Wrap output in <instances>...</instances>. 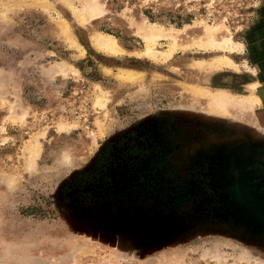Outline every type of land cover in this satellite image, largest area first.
Wrapping results in <instances>:
<instances>
[{
  "label": "rangeland",
  "instance_id": "rangeland-1",
  "mask_svg": "<svg viewBox=\"0 0 264 264\" xmlns=\"http://www.w3.org/2000/svg\"><path fill=\"white\" fill-rule=\"evenodd\" d=\"M82 1L0 0V264H264V139L243 115L264 0ZM214 30L234 49L205 46ZM129 137L158 179L119 172L125 198L86 202L75 179Z\"/></svg>",
  "mask_w": 264,
  "mask_h": 264
},
{
  "label": "trees",
  "instance_id": "trees-1",
  "mask_svg": "<svg viewBox=\"0 0 264 264\" xmlns=\"http://www.w3.org/2000/svg\"><path fill=\"white\" fill-rule=\"evenodd\" d=\"M110 144L96 159L94 165L87 171L79 174L75 179V185L82 190L81 196L90 203H99L108 197L125 198V195L114 194L113 183L118 178L119 172L128 175L137 172V182L144 183V189H149L153 181L158 179L159 164H154V168L144 170L150 176L144 177L140 169V161L145 158L149 150L144 144H138L133 137L119 139L116 143ZM110 188L106 192V188ZM140 192L139 197L143 196ZM181 198L178 199V201Z\"/></svg>",
  "mask_w": 264,
  "mask_h": 264
},
{
  "label": "bare ground",
  "instance_id": "bare-ground-1",
  "mask_svg": "<svg viewBox=\"0 0 264 264\" xmlns=\"http://www.w3.org/2000/svg\"><path fill=\"white\" fill-rule=\"evenodd\" d=\"M63 1V0H62ZM82 1V0H81ZM85 1H87V0H85ZM85 1L83 2L84 4H87L88 2H86L85 3ZM64 2L66 3H68L69 2V0H64ZM83 4V5H84ZM92 9V7L90 8V9H85V5H84V10H83V12L84 11H87L86 13H85V15L83 14V12L81 13V14H78V13H76L77 14V18L79 19V20H83V19H85L86 18V14H88V12L90 11ZM208 30H210V29H208ZM215 31V30H214ZM217 31V30H216ZM210 32L211 34V36H210V38L205 42V46H208V47H211V48H218V47H220L221 49H223L224 48V46H226L225 44H227V46H229V36H227V34H224L222 31H218V32ZM181 32H183V31H181ZM99 34V33H98ZM100 35V34H99ZM95 39H96V43L95 44H98V45H100V47H102V46H104V48L105 47H107L106 49H107V51H109V52H116V51H119L120 50V48L118 47V45L115 43V41L110 37V36H95L94 37ZM185 40V39H184ZM187 44L188 43H186L185 41L183 42V43H181V45H183V46H187ZM202 44V43H201ZM200 44V45H201ZM231 44V43H230ZM102 45V46H101ZM232 45V44H231ZM203 46V45H202ZM236 46V45H235ZM98 47V46H97ZM229 47H231V46H229ZM228 47V49H230ZM236 48V47H235ZM231 49H234V48H232L231 47ZM230 49V50H231ZM228 61H229V59H228ZM256 83V82H255ZM252 86V85H251ZM252 88V87H251ZM189 90H191V93L193 94V95H196V96H198V97H203V99H207V100H212V102H213V99H215L216 97L218 98V99H220V97H219V95H217L219 92H217V94L216 93H209V92H207L203 87H193V88H190ZM223 92V91H222ZM253 92V91H252ZM226 95H227V93H226ZM226 95L224 96V97H222V98H225L226 97ZM252 95V94H251ZM255 96V95H254ZM221 98V99H222ZM232 98V97H231ZM242 98H244V96L242 97ZM218 99H217V103H218ZM232 100H234V99H232ZM245 101H246V99H245ZM213 104V103H212ZM213 105H215V104H213Z\"/></svg>",
  "mask_w": 264,
  "mask_h": 264
},
{
  "label": "crops",
  "instance_id": "crops-1",
  "mask_svg": "<svg viewBox=\"0 0 264 264\" xmlns=\"http://www.w3.org/2000/svg\"><path fill=\"white\" fill-rule=\"evenodd\" d=\"M255 81H257L258 84L254 87L253 94L256 96L257 100L253 101L250 114L244 113L243 115L250 119L251 124L257 132L260 131L259 137L264 139V69L260 73L259 78L253 79L250 84ZM250 92V89L247 87L245 95L250 94Z\"/></svg>",
  "mask_w": 264,
  "mask_h": 264
}]
</instances>
